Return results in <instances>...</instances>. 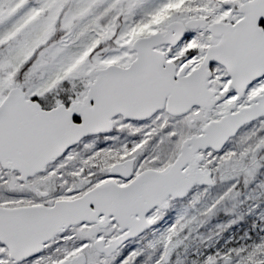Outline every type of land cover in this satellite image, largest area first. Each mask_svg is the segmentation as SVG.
<instances>
[{
	"label": "snow or ice",
	"instance_id": "obj_1",
	"mask_svg": "<svg viewBox=\"0 0 264 264\" xmlns=\"http://www.w3.org/2000/svg\"><path fill=\"white\" fill-rule=\"evenodd\" d=\"M0 264H264V0H0Z\"/></svg>",
	"mask_w": 264,
	"mask_h": 264
}]
</instances>
